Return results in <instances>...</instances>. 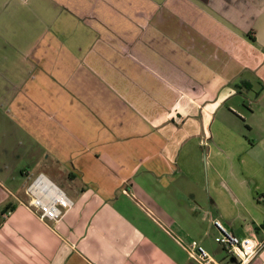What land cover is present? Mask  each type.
Masks as SVG:
<instances>
[{
	"label": "crops",
	"instance_id": "crops-1",
	"mask_svg": "<svg viewBox=\"0 0 264 264\" xmlns=\"http://www.w3.org/2000/svg\"><path fill=\"white\" fill-rule=\"evenodd\" d=\"M213 219L264 236V0H0V264H191Z\"/></svg>",
	"mask_w": 264,
	"mask_h": 264
},
{
	"label": "built area",
	"instance_id": "built-area-1",
	"mask_svg": "<svg viewBox=\"0 0 264 264\" xmlns=\"http://www.w3.org/2000/svg\"><path fill=\"white\" fill-rule=\"evenodd\" d=\"M25 194L27 201L22 203L44 222L59 221L72 205L71 199L42 173L29 183ZM212 223L216 229L214 241L238 264H248L264 246V236L261 239L250 234L240 236L228 230L218 219H213ZM177 240L196 264H222L199 240L192 239L186 245L180 238Z\"/></svg>",
	"mask_w": 264,
	"mask_h": 264
},
{
	"label": "rangeland",
	"instance_id": "rangeland-1",
	"mask_svg": "<svg viewBox=\"0 0 264 264\" xmlns=\"http://www.w3.org/2000/svg\"><path fill=\"white\" fill-rule=\"evenodd\" d=\"M213 224V223H212ZM213 227H214V225H213ZM215 228V227H214ZM215 231H216V229H215ZM214 231V232H215ZM214 232H212V233H210L209 235H207V236H205L204 237V239H203V244H204V246L206 247V249L207 250H210V252H212V254L217 258V259H223V258H226L225 256V254H226V252L223 250V248L218 244V243H216L215 241H214V234L216 233H214ZM192 239H196V240H200L201 239V237H200V235L198 234V233H196V234H192V235H190L188 238H182V240H183V244H188V242L190 241V240H192ZM181 245V244H180ZM181 248L183 249V253H184V256H185V258L187 259V261L189 260V262L191 263V264H196L195 263V261L194 260H192L189 256H188V254H187V252H186V250L184 249V247L181 245Z\"/></svg>",
	"mask_w": 264,
	"mask_h": 264
},
{
	"label": "trees",
	"instance_id": "trees-1",
	"mask_svg": "<svg viewBox=\"0 0 264 264\" xmlns=\"http://www.w3.org/2000/svg\"><path fill=\"white\" fill-rule=\"evenodd\" d=\"M251 38H253V37L251 36ZM7 211H9L8 207L6 209H4L3 212H7ZM261 227H264V223L261 224ZM255 229L258 230V227H255Z\"/></svg>",
	"mask_w": 264,
	"mask_h": 264
}]
</instances>
